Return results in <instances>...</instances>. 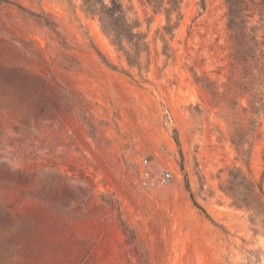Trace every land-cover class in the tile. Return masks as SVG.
Returning <instances> with one entry per match:
<instances>
[{"label": "rangeland", "instance_id": "374dc122", "mask_svg": "<svg viewBox=\"0 0 264 264\" xmlns=\"http://www.w3.org/2000/svg\"><path fill=\"white\" fill-rule=\"evenodd\" d=\"M122 3L136 64L82 0H0V264H264V213L224 190L238 167L264 194V76L235 63L225 0Z\"/></svg>", "mask_w": 264, "mask_h": 264}, {"label": "trees", "instance_id": "16d2710c", "mask_svg": "<svg viewBox=\"0 0 264 264\" xmlns=\"http://www.w3.org/2000/svg\"><path fill=\"white\" fill-rule=\"evenodd\" d=\"M180 2L181 0H149L155 11L163 9L167 20H170L172 12L179 15ZM225 2L227 4V24L236 47L235 63L241 66V73L244 76H250L254 68L256 74L251 78V83H260V78L264 76V48H261L264 35L263 40L260 41L258 28L249 24L250 15L246 13L249 9L247 0H225ZM258 4L264 7V0H260ZM82 5L87 12L98 18L102 29L111 36L112 42L124 51L129 63L136 64L140 51L146 46L145 34L137 29L139 23L136 20H130L122 0H82ZM124 43L130 45L131 48L126 49ZM258 99L260 105L255 104L253 112H258L262 106V99ZM255 101L258 100L255 99ZM246 134L247 131L242 127L235 129L233 143L237 148L247 142V139L244 141ZM224 190L231 196L235 207L253 210L257 214L264 213V202L261 201L264 194L261 183L255 184L240 168L237 167L230 171V179Z\"/></svg>", "mask_w": 264, "mask_h": 264}, {"label": "built area", "instance_id": "2783aa9c", "mask_svg": "<svg viewBox=\"0 0 264 264\" xmlns=\"http://www.w3.org/2000/svg\"><path fill=\"white\" fill-rule=\"evenodd\" d=\"M147 159H143L141 165L146 167ZM173 177V172L170 169H161L158 172H152L147 168L141 171V184L147 187H154L168 183Z\"/></svg>", "mask_w": 264, "mask_h": 264}]
</instances>
